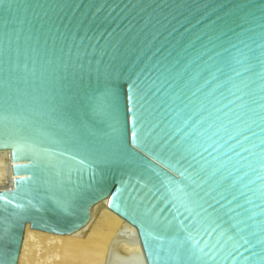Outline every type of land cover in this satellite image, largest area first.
I'll use <instances>...</instances> for the list:
<instances>
[{
    "label": "water",
    "instance_id": "95a60500",
    "mask_svg": "<svg viewBox=\"0 0 264 264\" xmlns=\"http://www.w3.org/2000/svg\"><path fill=\"white\" fill-rule=\"evenodd\" d=\"M0 264L108 198L147 264H264V0H0Z\"/></svg>",
    "mask_w": 264,
    "mask_h": 264
},
{
    "label": "bare ground",
    "instance_id": "6f19581e",
    "mask_svg": "<svg viewBox=\"0 0 264 264\" xmlns=\"http://www.w3.org/2000/svg\"><path fill=\"white\" fill-rule=\"evenodd\" d=\"M9 152L0 151L2 174L6 170L3 155ZM30 227L27 224L17 264H107L112 259L108 261L113 238L117 236L124 241L119 248L124 249L121 253L131 263L147 264L137 228L109 208L108 198L79 235L55 234Z\"/></svg>",
    "mask_w": 264,
    "mask_h": 264
},
{
    "label": "built area",
    "instance_id": "2783aa9c",
    "mask_svg": "<svg viewBox=\"0 0 264 264\" xmlns=\"http://www.w3.org/2000/svg\"><path fill=\"white\" fill-rule=\"evenodd\" d=\"M5 161V168L4 174L1 173V169L3 166L0 165V191H7L11 190L14 185V178L15 175L13 173V165L14 162L12 160L11 152L5 153L3 155Z\"/></svg>",
    "mask_w": 264,
    "mask_h": 264
},
{
    "label": "rangeland",
    "instance_id": "374dc122",
    "mask_svg": "<svg viewBox=\"0 0 264 264\" xmlns=\"http://www.w3.org/2000/svg\"><path fill=\"white\" fill-rule=\"evenodd\" d=\"M116 237V236H115ZM114 240L112 241V246L110 247L111 249H110V253H109V257H108V261L110 260V258H112L113 259V261H112V259H111V261L110 262H108L107 264H112L111 262H113V264H120L121 262H125L124 264H129V262H130V258H129V260L127 261V257H125L126 255H125V253L123 252V253H121L124 249H119L122 245V243L124 242V241H122V239L121 238H118V236H117V238H113ZM118 250V251H117ZM118 252V253H117ZM120 252V253H119ZM120 254H122V256L120 255ZM125 255V256H124ZM118 256V257H117ZM125 257V258H124ZM117 258V259H116ZM119 258V259H118ZM114 259H116L115 261H114ZM121 259V260H120ZM120 260V261H119ZM117 261V262H116ZM132 261V260H131ZM128 262V263H127ZM122 263V264H123ZM130 264H134V263H131L130 262Z\"/></svg>",
    "mask_w": 264,
    "mask_h": 264
}]
</instances>
